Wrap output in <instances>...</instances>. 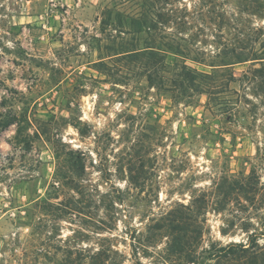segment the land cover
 <instances>
[{"label":"rangeland","instance_id":"374dc122","mask_svg":"<svg viewBox=\"0 0 264 264\" xmlns=\"http://www.w3.org/2000/svg\"><path fill=\"white\" fill-rule=\"evenodd\" d=\"M11 117L0 264H264V0H0Z\"/></svg>","mask_w":264,"mask_h":264},{"label":"trees","instance_id":"16d2710c","mask_svg":"<svg viewBox=\"0 0 264 264\" xmlns=\"http://www.w3.org/2000/svg\"><path fill=\"white\" fill-rule=\"evenodd\" d=\"M15 122V117H11L9 118L8 120H5L4 122L0 123V127H1V130H4L6 129L7 127H9L10 125H12L13 123ZM183 242L185 243H188V241L185 239L183 240ZM237 249L240 251V252H245L246 249L245 248H242L241 245H231L227 248H221L218 252H217V256L220 257V256H228V255H235L237 253ZM101 253L98 254V257H101ZM97 257V258H98Z\"/></svg>","mask_w":264,"mask_h":264}]
</instances>
